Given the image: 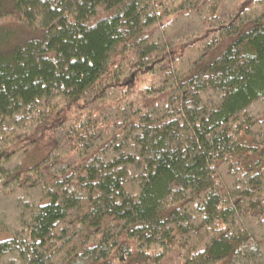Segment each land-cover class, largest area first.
<instances>
[{
  "label": "trees",
  "instance_id": "1",
  "mask_svg": "<svg viewBox=\"0 0 264 264\" xmlns=\"http://www.w3.org/2000/svg\"><path fill=\"white\" fill-rule=\"evenodd\" d=\"M0 264H264V0H0Z\"/></svg>",
  "mask_w": 264,
  "mask_h": 264
},
{
  "label": "rangeland",
  "instance_id": "2",
  "mask_svg": "<svg viewBox=\"0 0 264 264\" xmlns=\"http://www.w3.org/2000/svg\"><path fill=\"white\" fill-rule=\"evenodd\" d=\"M5 237H6L5 234H0V239H3V238H5Z\"/></svg>",
  "mask_w": 264,
  "mask_h": 264
}]
</instances>
